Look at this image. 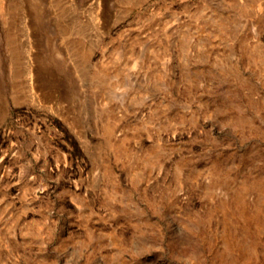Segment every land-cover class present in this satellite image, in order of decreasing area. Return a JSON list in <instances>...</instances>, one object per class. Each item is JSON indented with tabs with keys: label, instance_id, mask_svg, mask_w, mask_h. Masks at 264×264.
Instances as JSON below:
<instances>
[{
	"label": "rangeland",
	"instance_id": "374dc122",
	"mask_svg": "<svg viewBox=\"0 0 264 264\" xmlns=\"http://www.w3.org/2000/svg\"><path fill=\"white\" fill-rule=\"evenodd\" d=\"M0 264H264V0H0Z\"/></svg>",
	"mask_w": 264,
	"mask_h": 264
}]
</instances>
